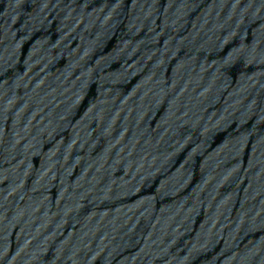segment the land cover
<instances>
[{
	"label": "water",
	"instance_id": "obj_1",
	"mask_svg": "<svg viewBox=\"0 0 264 264\" xmlns=\"http://www.w3.org/2000/svg\"><path fill=\"white\" fill-rule=\"evenodd\" d=\"M176 264H264V0H244Z\"/></svg>",
	"mask_w": 264,
	"mask_h": 264
}]
</instances>
